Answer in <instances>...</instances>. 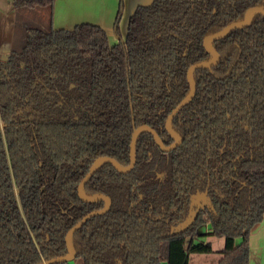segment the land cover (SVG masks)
I'll return each mask as SVG.
<instances>
[{"label":"trees","instance_id":"trees-1","mask_svg":"<svg viewBox=\"0 0 264 264\" xmlns=\"http://www.w3.org/2000/svg\"><path fill=\"white\" fill-rule=\"evenodd\" d=\"M12 1L47 10L50 24L0 55V264H43L68 254L69 230L106 206L78 192L93 162L128 168L144 125L172 146L166 122L190 94L188 72L212 61L205 39L264 0H153L113 46L98 25L54 29L58 0ZM212 47L219 62L193 72L195 95L171 122L181 143L165 151L143 131L132 170L103 163L84 193L111 207L72 236L74 261L57 264H189L216 253L210 232L225 239L218 264H250L264 220V15ZM202 196L210 205L174 235Z\"/></svg>","mask_w":264,"mask_h":264},{"label":"crops","instance_id":"crops-1","mask_svg":"<svg viewBox=\"0 0 264 264\" xmlns=\"http://www.w3.org/2000/svg\"><path fill=\"white\" fill-rule=\"evenodd\" d=\"M153 0H123L124 10L120 21L119 32L115 31V21L119 10L120 0H58L54 9L53 28L71 30L75 26L83 23L94 24L101 26L108 34L110 45H116L120 41H125L127 37L128 21L135 9L140 5H147L152 3ZM46 19L49 21L48 11H44ZM40 12L38 16L42 15ZM7 15V17H6ZM17 15V10L13 6L12 0H0V17L2 20L8 21L10 16ZM6 17V18H5ZM32 23L26 22L24 24V36L16 37L12 36L11 32L6 36V44L2 42L0 44V55L10 54L16 48V42L20 43L25 41L27 30L32 28H39L37 20L31 19ZM50 24V22H49ZM26 31V32H25ZM1 33V30H0ZM15 46V48H14ZM14 48V49H13ZM5 52V54H4ZM205 241L211 242L216 253L208 255H192L189 258V264H218L219 251L224 248L223 246L215 247L213 239V233L210 232ZM224 239V238H223ZM250 264H264V220L257 225L251 233L250 237Z\"/></svg>","mask_w":264,"mask_h":264},{"label":"water","instance_id":"water-1","mask_svg":"<svg viewBox=\"0 0 264 264\" xmlns=\"http://www.w3.org/2000/svg\"><path fill=\"white\" fill-rule=\"evenodd\" d=\"M256 13H260L262 15H264V10L260 7H252L250 8L244 17V20L239 23V24H233L228 26L227 28L223 29L222 31L215 33L213 35L208 36L205 39L204 42V46L206 48V50H208L211 55H212V61L211 62H203V63H199L196 64L194 66H192L188 72V79L190 81V85H191V91L189 96L183 101L181 102V104L179 105V107H177L168 117L167 122H166V129L167 131L170 133V135L174 138L175 140V144H173L170 147H166L159 135L157 134V132L155 130H153L152 128H150L149 126L144 125L143 127L140 126L139 128H137L134 131L133 137H132V141H131V146H130V158H131V163L129 165L128 168H123L121 167L117 161H115L114 159L110 158V157H100L98 159H96L92 166L90 167L89 173L85 176V178L83 179V181L81 182L79 188H78V192L79 195L81 196V198H83L86 201H90V202H94V201H104L106 202V206L103 210L101 211H95L92 212L88 215H86L78 224H76L71 230H69V232L67 233L66 236V243H67V248H68V254H66L65 256H60V257H56L53 258L51 260H48L46 262H44L43 264H57V263H63V262H72L74 261L75 257H76V251L74 250L73 244H72V236L81 228L85 225V223L92 217L96 216V215H105V213L110 209L111 207V199L105 195H100V196H96V197H87V195L84 193V186L87 183V181H89V179H91L93 177V175L95 174V172L97 171V169L105 162H108L110 164H112L117 170L121 171V172H128L130 170H132L135 165H136V145H137V139L138 136L141 132L143 131H147L153 134L154 139L157 141V143L159 144V146H161V148L165 151H170L171 149L178 147V145L181 143V138L173 131V128L171 127V122L173 120V118L176 116V114L178 113V111H180L195 95L196 92V87H195V82L193 79V72L198 69V68H207V67H211L216 65L219 62V55L218 53L213 49L212 44L214 42H216L217 40L225 37L230 31H232L233 29H240V28H244L245 26H247L250 21L251 18L254 14ZM210 201L208 198L202 196L200 198H198L197 200H195L191 207H190V212L189 215L187 216L188 218H186V220L181 223L179 226H177L174 231L173 234H179L181 232L186 231L194 222L197 213L199 212V210L203 207L204 204H210Z\"/></svg>","mask_w":264,"mask_h":264},{"label":"rangeland","instance_id":"rangeland-1","mask_svg":"<svg viewBox=\"0 0 264 264\" xmlns=\"http://www.w3.org/2000/svg\"><path fill=\"white\" fill-rule=\"evenodd\" d=\"M44 11H46L45 9H22V10H17V15H11L8 19V21L6 20H2L3 17H0V44H1V40L2 42H4L6 44L8 37L6 38V36L9 34V32H11L12 36H16V37H21L22 35L24 36V24L26 22L28 23H32L31 19L37 20V26L43 30H48L49 29V21L46 19L45 17V13ZM40 12H43L42 15H40V17L38 16V14ZM7 17V15H6ZM5 17V18H6ZM26 32V31H25ZM16 48L15 50H20L23 47V42L20 43V38H19V42H16ZM13 48V49H14ZM5 54V52H4ZM212 241H214L215 243V247L218 248L219 246H223V244L225 245V239L223 238H219V237H213ZM221 256H219L220 259ZM192 264H194L191 261Z\"/></svg>","mask_w":264,"mask_h":264},{"label":"flooded vegetation","instance_id":"flooded-vegetation-1","mask_svg":"<svg viewBox=\"0 0 264 264\" xmlns=\"http://www.w3.org/2000/svg\"><path fill=\"white\" fill-rule=\"evenodd\" d=\"M174 144H175V143H174ZM204 197H205V196H204ZM208 199H209V198H208ZM209 200H210V199H209ZM193 202H194V201H193ZM193 202H192V203H193ZM210 203H211V202H210ZM191 205H192V204H191ZM209 205H210V204H204L202 208H204V207H206V206H209ZM190 207H191V206H190ZM202 208H201V209H202ZM201 209H200V210H201ZM200 210H199V211H200Z\"/></svg>","mask_w":264,"mask_h":264}]
</instances>
